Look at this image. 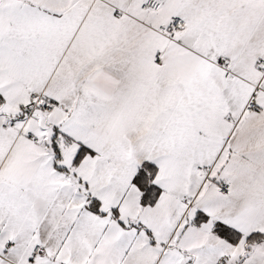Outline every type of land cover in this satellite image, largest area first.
I'll return each instance as SVG.
<instances>
[{"label": "snow or ice", "instance_id": "6c2138e0", "mask_svg": "<svg viewBox=\"0 0 264 264\" xmlns=\"http://www.w3.org/2000/svg\"><path fill=\"white\" fill-rule=\"evenodd\" d=\"M0 264H264V0H0Z\"/></svg>", "mask_w": 264, "mask_h": 264}]
</instances>
